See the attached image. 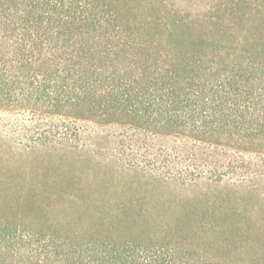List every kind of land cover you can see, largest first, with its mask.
Returning a JSON list of instances; mask_svg holds the SVG:
<instances>
[{
	"label": "trees",
	"instance_id": "1",
	"mask_svg": "<svg viewBox=\"0 0 264 264\" xmlns=\"http://www.w3.org/2000/svg\"><path fill=\"white\" fill-rule=\"evenodd\" d=\"M2 120L32 144L102 138L146 179L264 178V0H0ZM0 264L222 263L0 214Z\"/></svg>",
	"mask_w": 264,
	"mask_h": 264
},
{
	"label": "rangeland",
	"instance_id": "2",
	"mask_svg": "<svg viewBox=\"0 0 264 264\" xmlns=\"http://www.w3.org/2000/svg\"><path fill=\"white\" fill-rule=\"evenodd\" d=\"M17 130L0 121V214L61 234L167 236L222 264H264V178L146 179L123 171L102 138L70 148L32 144Z\"/></svg>",
	"mask_w": 264,
	"mask_h": 264
}]
</instances>
